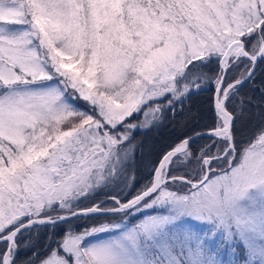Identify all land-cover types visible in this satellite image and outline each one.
<instances>
[{
    "label": "snow or ice",
    "instance_id": "obj_1",
    "mask_svg": "<svg viewBox=\"0 0 264 264\" xmlns=\"http://www.w3.org/2000/svg\"><path fill=\"white\" fill-rule=\"evenodd\" d=\"M258 68L264 0H0V264H264V124L245 137L229 109ZM209 82L210 143L122 200L135 134ZM40 227L63 229L43 254Z\"/></svg>",
    "mask_w": 264,
    "mask_h": 264
},
{
    "label": "trees",
    "instance_id": "obj_2",
    "mask_svg": "<svg viewBox=\"0 0 264 264\" xmlns=\"http://www.w3.org/2000/svg\"><path fill=\"white\" fill-rule=\"evenodd\" d=\"M213 68H218V65H213ZM242 70V67H241ZM209 75L215 73L209 69H205ZM238 74V73H235ZM264 80V72L261 68L257 69V79L254 84H245L240 94L233 97V103L229 104V109L239 111L240 107L243 106L244 115L242 119L237 121V126L244 129V136H251V134L264 124V117H262L261 109H264V101L261 99V81ZM215 86L209 82L203 90L190 96L183 104V108L179 107L176 110V115L173 118L172 113H168V119L164 123L150 131L140 132L135 134L133 143L135 144V157L136 165L134 169H130V180H132V186L124 188L125 191L120 192V198L122 200L130 199L135 193L146 184L152 177L151 169L153 165H156L160 158L168 150L172 149L176 144L180 142L184 137L194 135L196 132L207 131L208 128L214 126L215 113L213 108V97H214ZM243 101V105H241ZM78 104L82 110L90 109V106L85 103L78 101ZM141 115L138 119H134V122L142 120ZM196 143L192 145L193 149H198L210 140L207 136L194 137ZM214 151V149H213ZM187 169L182 167L174 169L176 175H181L187 172ZM104 196L100 195L97 200H103ZM111 203V201H108ZM89 202L81 205V207H87ZM134 222L135 218H131ZM103 220L89 219L81 217L79 219L73 218L71 227L76 231L80 232L85 228H91L99 223H104ZM67 225L64 226V229ZM51 235L52 240L55 241L63 235L62 228L51 229L50 227H40L39 233L34 229L31 234L33 241H38L41 246L40 251L43 254V245L47 244L49 236ZM25 240L29 239L26 234Z\"/></svg>",
    "mask_w": 264,
    "mask_h": 264
},
{
    "label": "rangeland",
    "instance_id": "obj_3",
    "mask_svg": "<svg viewBox=\"0 0 264 264\" xmlns=\"http://www.w3.org/2000/svg\"><path fill=\"white\" fill-rule=\"evenodd\" d=\"M81 102H83V101H81ZM83 103H85V102H83ZM142 119H143V118H142ZM128 175H129V179H130V177L132 176V175L130 176V170H129V174H128ZM151 178H152V177H151ZM178 183H179V182H178ZM122 187H123V185H122ZM127 188L129 189V187H127ZM123 191H125V190H123ZM120 192H121L120 189H117V193H118L119 195H120ZM101 195H103V194H101ZM82 231H83V230H81L80 232H82ZM93 242H95V241H93Z\"/></svg>",
    "mask_w": 264,
    "mask_h": 264
},
{
    "label": "water",
    "instance_id": "obj_4",
    "mask_svg": "<svg viewBox=\"0 0 264 264\" xmlns=\"http://www.w3.org/2000/svg\"><path fill=\"white\" fill-rule=\"evenodd\" d=\"M213 108H214V97H213ZM201 132H206V131H201ZM193 137H195V134L194 135H191ZM175 147V146H174ZM159 162V161H158ZM158 164V163H157Z\"/></svg>",
    "mask_w": 264,
    "mask_h": 264
}]
</instances>
